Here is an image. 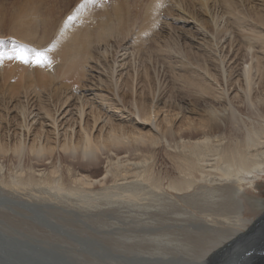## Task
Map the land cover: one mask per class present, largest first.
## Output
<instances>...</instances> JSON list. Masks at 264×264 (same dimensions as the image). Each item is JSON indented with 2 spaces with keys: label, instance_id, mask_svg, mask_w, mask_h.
<instances>
[{
  "label": "bare ground",
  "instance_id": "6f19581e",
  "mask_svg": "<svg viewBox=\"0 0 264 264\" xmlns=\"http://www.w3.org/2000/svg\"><path fill=\"white\" fill-rule=\"evenodd\" d=\"M74 1L78 4L85 3V0H67L68 3L61 0L58 7L53 4V9L49 11L47 1L48 4L44 6L47 12L45 16H42V11H37V0L34 4L27 1L23 5L21 3V7L13 6L10 15L13 23L10 27V38L16 37L19 40L18 49L51 48L48 52L51 65L56 63L50 70L51 73L45 74L48 68L51 69V65H35L31 68V64L26 65L7 58L0 62V78L5 80L13 76L16 82L18 78L19 83L6 85L2 91L3 96L0 94V102L5 104L1 110L6 108V112H9L8 115L5 112L0 114V122L6 121V126L0 125V178H7L3 169L7 165L4 162H9L8 165L17 168L6 179L12 188L16 187V190L26 191L36 197H45L52 189L67 192V213L80 209L77 215L78 225L73 219L68 222L65 229L67 241L59 246L62 247L69 264H264V197L260 190L259 193L254 191L264 178V126H256L254 122L246 121L239 104L236 105L230 98V95L234 98L242 96V102L253 106L252 95L262 85L264 76L260 59L264 55L259 56V52L255 50L258 49L255 45L257 39L264 42L262 8L255 13L251 10L256 15V18L254 15L252 17L255 24L250 27L251 30L241 27H244L243 30L248 28L246 32H242V36L247 34L248 40L247 48H243V56L241 54L243 67L241 66L234 80L230 76L224 81L221 69L213 70L210 67V57L208 60L205 57L202 59V54L200 58L203 62L200 63L190 51L177 48L180 52H174L172 34L164 28L160 31L162 20L159 15L167 4L166 0H148L145 11L143 10L141 26L133 34L130 32L128 20L134 16L138 18V15L136 11L133 10L134 14L130 11L128 0L112 3L111 9L116 19L112 21L115 24L109 22L112 15L108 13L111 9L107 10L108 13L103 12L105 15L98 14L99 12L92 11L89 3L91 0L84 7L90 20L77 18V21L69 23L67 17L78 15L77 7L71 13H65L64 19L60 14L66 11L65 6L74 4ZM224 3L229 5L230 14L239 17L247 15L240 14L241 10L230 4V1L224 0ZM107 5L104 4L103 7L106 8ZM239 17L237 19H242L243 24H248L246 17ZM258 23L259 26L256 25ZM154 31H160L164 38V43L159 44L158 56L171 64V70L174 72V68L178 66H188L187 74L179 70L172 73L188 95L200 101L211 99L228 102L221 107L211 106L207 109L208 117L201 115L199 119H194L187 117L181 110L182 107L173 110L172 104L162 108L158 106L160 102L148 103L135 99L131 114L106 106L107 96L103 97L102 94V100H98L97 94L90 96L86 90L80 93L73 89L70 93L66 91L68 84L74 86L77 80L81 83L80 80L85 74L88 75L85 70L88 58H92L88 72L99 68L94 62L97 65L102 64L103 68L109 63L107 68L113 72V64L106 55L110 53L107 48L109 44L105 43L106 37L119 33L122 35L121 40L127 37L130 41L131 38L128 46L132 42L146 46ZM3 32L0 27V52L11 53L15 49L2 42ZM194 40L195 50L199 47L202 49L204 41L202 43L195 37ZM103 42L105 47L101 45ZM232 45L235 44H231V50L235 48ZM221 47L224 50L225 46ZM209 48L208 46L206 49ZM240 49L238 47L236 50ZM171 50L179 55V65L173 61L172 55L169 56ZM210 50L212 51L211 48ZM209 54L214 53L212 51ZM209 54H206V58ZM225 57L222 58V63ZM217 58L219 60L220 57ZM115 60L112 62L115 63ZM103 68L100 70H104ZM56 71L58 81L60 78L62 83L58 86L55 85L57 79H51ZM131 75L132 79L129 73L128 79L119 80L130 91L139 87L145 94L153 95V98L156 94L163 96L162 82L155 78L148 66L142 70L136 68ZM95 76L92 73L86 80H94L91 82L94 85V82L97 83ZM225 82L229 87L241 86L243 95L238 90L225 92ZM48 85L49 88L46 87ZM20 91L23 100H19ZM17 96L18 102L14 104L12 100ZM260 117L264 119V114L259 115ZM134 118L137 121L132 125L134 128L138 126L137 129H127L129 125L125 122H131ZM16 120L17 128H13ZM224 129L232 133L226 136L221 133ZM161 149L165 150L163 152L177 174H170L167 169L156 170L157 150ZM122 150L133 151L138 155L141 153V156L136 155L134 159L126 158L123 161L119 156ZM102 151L106 153L107 163L102 178L72 177L69 164L70 178L64 176L65 168L61 166L65 163L84 158L99 162ZM113 155L116 156L115 159ZM88 164L91 165V162ZM109 175L112 177L111 181L106 182ZM97 183L101 189L96 191L94 187L97 186L94 185ZM72 223L77 226L71 225Z\"/></svg>",
  "mask_w": 264,
  "mask_h": 264
},
{
  "label": "rangeland",
  "instance_id": "374dc122",
  "mask_svg": "<svg viewBox=\"0 0 264 264\" xmlns=\"http://www.w3.org/2000/svg\"><path fill=\"white\" fill-rule=\"evenodd\" d=\"M24 1H26V2H24ZM27 1L29 3L31 1L30 4H34L36 0H20V1L19 0H0V27L2 30H4V32H3L4 36L3 37L1 36V38L3 39L2 42L5 45H10V47H13V49H15V50H18V48H19V46H18L19 40L16 37L10 38V35L12 34L10 32V27L13 25V23H11V21H10V15H11V12L13 11L12 9L14 7H21L23 4L28 3ZM37 1H38V3L36 2L38 4L37 5V11H40V12L42 11L43 12L42 16L47 15V12L44 9V6H46L48 3H49L48 10L50 11L51 9H53V4H55V6L58 7L60 5V2H61V0H37ZM47 1H48V3H47ZM65 1H66V3H68L67 0H65ZM102 1L103 0H91V2H89V3L92 5V7H91L92 11H95L96 13L99 12L98 14L105 15L103 12L108 13L107 10L111 9L112 8L111 6L115 2H119L120 0H114V1H109V2H102ZM128 1L130 4V6H129L130 11L134 14V12H133V10H134V11H136V13L138 15V18H137V16H134L133 19L128 20V24L131 27L130 32H132V34H133L141 26V22L143 21V14L145 11L144 8H145L148 0H128ZM228 1L231 2L230 4H234V6L237 7L239 11L241 10L239 12L240 14H242V15L247 14V15H245L243 17L240 15L241 17H239L236 15L234 16V14H230L229 10H231V9L230 8L228 9V7H229L228 4L224 5L225 4L224 0L223 1L222 0H187V3H185V0H176V2H175V0H166L167 4L163 7L164 10H162L163 12L161 11L160 15H159V18L162 20L160 23V27L162 29L160 31H162L164 28L167 32L172 34L173 44H175L173 46V48L175 49V50L173 49L174 52L178 51L177 48H179V49L181 48L184 51L185 50L190 51V53L194 54L193 56L197 57V58H195L196 61L199 60L200 63L203 62L201 60L202 56H203L202 59H204V57H205L206 60H208V58L210 57L211 58L210 67L213 70H214V68L221 69L224 81L227 78H230V76L232 79L233 78L235 79L236 75H238L237 73H239L241 66L243 65L242 56H243V53L245 50L243 48H245V47L247 48V45H248V40L246 37L247 34L243 33L246 37V39H245L244 35L242 36V32H246V30L248 28H250L251 26L253 27V25L255 24V22L252 18L253 15H254V17L256 16L254 14L255 12H258V11L260 12L261 8H262L261 9L262 13L264 12V9H263L264 8V3H263L264 0H248V1L247 0H228ZM18 2H20V3H18ZM21 3H22V5H21ZM73 3L74 4L69 3L70 6L69 5L65 6L66 11L64 13L60 14L61 18L64 19V17L68 13H71V11H73V9L75 7H77L76 13L78 15H76L75 21H77L78 19L89 21L90 18H89L87 11H85V8L84 9L82 8V10H81L80 7L78 8V6H80L81 4L76 3V1H74ZM75 3L78 4V6ZM104 4H108L107 5L108 8L107 7L104 8L103 7ZM225 9H227V10L225 11ZM80 10H81V12H80ZM109 11H110V13H108V14L112 15V17H110L109 22H113V24H115L116 23L114 21V20H116L114 17L115 13L113 12V9H111ZM225 12L226 13L229 12V14L228 13L224 14ZM65 13H66V15H65ZM84 14L87 16L85 17ZM89 14H90V12H89ZM222 14H224V15H222ZM237 15H239V14L237 13ZM215 16H216V18H215ZM238 17L243 18V19L246 17L245 20L247 22L244 21V23L246 22L248 24L247 25L243 24L242 19L238 20L237 19ZM112 19H114V20L112 21ZM216 21H218V22H216ZM231 25H234V26H231ZM256 25L259 26V23ZM144 26H145V23H144ZM242 26L248 27V28L246 30H243L244 27L241 28ZM238 27H240V28H238ZM223 28H225L224 31H223ZM251 29L252 28H250L249 30H251ZM92 30H93V27H92ZM217 30H218V32H217ZM160 31H154L155 33L153 32L151 35L152 39L147 41L148 43H146V46L141 45L143 48H140L141 46H139L140 45L139 42L137 43V45H136V43L132 42V44H130V46H128L129 42L132 41L131 38H130V41H129V38H127V37L124 38V40H121L122 35H120L119 33L112 34V36L109 35L108 37L105 38L106 39L105 43L109 44L107 46V48L110 51V53H109L110 56L107 53H106V55L108 57H110L108 59H110L109 60L110 63L113 64V72L112 71L110 72L109 68H107L109 63L107 64L106 67L103 68L102 64L98 63V65H97V63L94 62V64L96 66H98L99 68L98 69L95 68L96 71H93V72L91 71L92 73H94V75L97 76V77L95 76L97 83L95 84V82H94V85H93V83H91V82H93L94 80H92V81L86 80V78H88L89 75L92 74L91 72H88L90 69L92 58H88V60H90V61L86 60L87 62H85V70H87L88 75L85 74V76L82 78V80H80L81 83H79V81L77 80L76 81L77 83L75 82L76 84L74 83L75 84L74 86H72L71 84H68L66 87V89H67L66 91H69V93H70L73 89V91L75 90L74 92L80 93L81 91L84 92L86 90V93L90 94V96H94L97 94L98 100H102V96L103 97L107 96L106 106L109 105L114 109L118 108V110H123L124 112H128L131 114L133 113L132 111H134L133 104H135L136 101H141V100L146 101L148 103L149 102H153V103H159L160 102L158 106L162 107V108L165 105L167 107V106H170L172 104V105H174L173 110H178L179 107H182L181 110L184 111L186 116L189 118H194V119H199L198 117L201 115L208 117L207 109H210L211 106L221 107L222 105H225L228 102L227 100H224V101H214L213 100L212 101L211 99H208V100L204 99V101L203 100L200 101V99H196V98L194 99L193 96L188 95V93L185 91V89L182 88L181 83L178 80H176V78H174V75L172 74L176 71L178 72V70H179V72L181 71L182 73L184 72V74H187L188 72L186 71V69H189L188 66H178V67L174 68L175 70L173 72V70H171V69H173V68H171L172 67L171 64L168 61H164L161 56H158V54L160 52V50L158 49L159 44H160V42L164 43V38H162L161 34L159 33ZM250 32L251 31H249V33ZM204 34H206V36ZM194 37L198 41H200V42L202 41V43L204 41V43H203L204 45H202L203 47L201 46L202 49H199L200 48L199 47L198 49L196 48V50H195V46H196L195 41L196 40H194ZM208 38H209V41H207ZM230 38L233 39L234 41L233 40L231 41ZM228 40H229V42H228ZM242 42H243V44H242ZM105 43L103 42L101 45H103V47H105V45H106ZM190 43L192 44V46ZM206 43H209V44H206ZM257 43H258V46H257ZM231 44H235V46L232 45V47L233 46L235 47L234 48L235 50L233 48H232V50L230 49ZM222 45L225 46L224 50H221ZM255 45L258 48V49H255L259 52L258 55L259 56L264 55V46H263L264 42L262 40L257 39ZM137 46H138V48H135ZM208 46L212 49L214 54H209V52L212 53V51L210 50V48H209V50H207ZM238 47L239 48L241 47L240 50H242L243 52H241L240 50H236ZM145 49H147V50H145ZM173 50H171L169 52V56L172 55L173 61H175V63L179 65L180 57H179V55H176L174 52L172 53ZM229 51H230V53H229ZM237 51H239L241 53H238ZM133 52L136 54H133ZM155 52H156V54H155ZM178 52H180V51H178ZM215 52H216L217 56L215 55ZM111 54H113V55H111ZM124 54H126V55H124ZM154 54H155V56H154ZM202 54H204V55H202ZM206 54L207 55L209 54V56L207 58H206V56H207ZM241 54H242V56H241ZM112 56H114V59H116L115 63L112 62V61H114V59H112ZM200 56H201V58H200ZM217 57H220L219 58L220 61L218 60ZM223 57H225L224 63H222ZM232 57H233V59H232ZM212 59H214V61H217V62L212 61ZM230 59H231V62H230ZM263 59H264V57H263ZM263 59L261 58L260 60L262 62V66H263L262 72H263V76H264V60ZM117 60H118V62H117ZM193 61L195 62V60H193ZM117 63H118V65H117ZM54 64L51 65L52 66V67H50L51 69L48 68V71L46 70L47 72H45V71H43V72H45V74L51 73L50 70L53 69ZM215 64H216V66H215ZM219 65H221V66L219 67ZM239 65H240V67H239ZM145 66H148L150 69V72L155 76V78H157V79L159 78L160 81L162 82V85H163L162 88L164 90L163 96L159 97L158 94H156L155 98H153V95L145 94L143 92V90L140 89L139 87H138V89H136V87H135V89H133L134 91L133 90L130 91V89L129 88L127 89V86H125L124 83H122V81H119V80H123L125 78L128 79L129 73H130V77L132 79L131 73H133V70H134V72H135L136 68L139 70H142L143 68L145 69ZM34 67H35V65L31 64V68H34ZM164 67H166V68L164 69ZM101 68H103L104 70H100ZM222 68H224V69L222 70ZM124 69H126V70H124ZM114 72H116V73H114ZM54 73H53L54 75H52L51 79L52 78L55 80L57 79L55 82V85L58 86L61 83V81H60L61 79L59 78V81H58L57 71ZM111 78L113 81L111 80ZM5 80H6V82H5ZM5 80L0 78V83H1L0 89L2 88L0 90V94L6 88L5 87L6 85L10 86V85H15V83H18V78H17V82H16V78L13 76H11V77H9V79H5ZM107 81H108V83H107ZM20 82H22V81L20 80ZM52 84H53L52 85V87H53L54 82ZM223 84L225 85V88H226L225 92L229 93V92H232V90H233V92H234V90H238L240 92V95H243V93H244L243 88L239 85L236 87H229V85L226 82ZM18 85H19V83H18ZM50 85H48L46 87L49 88ZM80 85H81V87H80ZM110 86H113V87H110ZM46 87H44V88L47 89ZM72 87H75V88H72ZM230 88H233V89H230ZM45 89H43V91H46ZM6 91H8V90H6ZM135 92H137V93H135ZM146 93H147V91H146ZM100 94H102V96H100ZM1 95L3 96V93ZM1 95H0V98L2 97ZM18 95H20V97L19 96L14 97L13 98L14 100H12V101H14V104L16 102H18L17 100L19 98H20L19 100H23V97H21L22 96L21 91ZM45 95H47V94H45ZM120 97H121V99H120ZM230 98L232 100H234L236 105L239 104L238 106H239L240 112L242 113V116L246 121L254 122V124L256 126H260V125L264 126V119H262L261 117L259 118V115L263 116V114H264V103H263L264 102V100H263V98H264V78L262 80V85H260V87L257 88L255 90L254 94L252 95V98H253L252 101L254 100L253 106L247 105L246 102L245 103L242 102V100H243L242 98H244L242 96L238 97V98H234L233 95H230ZM9 99H11V98H9ZM135 99H136V101H134ZM260 100H261V102H259ZM1 102H3V101H1ZM1 102H0V114L5 112L8 115L9 112L8 111L6 112V110H7L6 108L1 110V108H3L5 105V104L4 105L1 104ZM114 103H115V105H114ZM117 106H119V107H117ZM176 107H177V109H176ZM251 112L253 113L254 116H252ZM12 115H15V114H12ZM133 116H134V114H133ZM135 118L138 119L137 117H135ZM136 119L131 121V122L130 121L125 122V123H128L126 125H129L128 127L126 126L127 129H130V128L134 129V130L137 129L138 126H135L136 128H134L133 127L134 125H132V124H134V121H137ZM183 121H185V119H183ZM1 122H0V125L6 126V121H1ZM14 123L15 124L13 125V128H17V123H18L17 120ZM214 123L215 122H213V124ZM212 129L214 131L215 127L213 126ZM221 133H225L226 136H229L230 133H232V132L228 131L227 129H224V131H222ZM122 151L120 152L119 156H121L123 161L126 160V158L127 159H134V157L136 158L137 156L138 157L141 156V153L138 155V154L133 153V151H130V152L123 151L124 153ZM157 151H158L157 152L158 153L157 154V161H156L157 165L155 166L156 170L162 171L164 169H167V171L170 174H177L176 171L174 172V167L171 165V163L169 162V159H167L165 153L163 152L165 150L161 149V150H157ZM102 154H100L101 158H100L99 162L96 160H93V159H87L86 160V158H84V159H79L78 161L75 160L72 163H65L63 166H61V167H63V169L65 168L64 169V173H65L64 176H67L68 178H70V173L68 171V168L70 165L71 172L73 175L72 177H76V176H84L85 177L86 176L87 179L102 178L104 173H105L104 170H105L106 165H107V163L105 162L106 161L105 160L106 159V153H103V151H102ZM131 155L133 157H131ZM114 156L115 155H113V158H114ZM89 160H90L92 166L90 164H88V163H90ZM91 160H93V161H91ZM5 163L7 165H5L6 168L4 167L3 173H5L4 176H6L7 178H3V180L0 178V264H69V262H67V259L64 257L65 256V254H63L64 252H62V250H61L62 247H59V246L65 244V242L67 241V237H66L67 235H66L65 229L68 227L67 226L68 222H71V220L73 219L72 221L74 223H76V221H77L76 224L78 225L79 219H78L77 215H78V212L80 209L75 210L76 212L74 210H72L71 211L72 213H67L66 208H67V203H68L67 202V195L68 194L65 191L58 192V191H55L54 189H52V190H50L51 193L48 195H45V197H36L35 195H33V196L30 195L31 193L27 194L26 191L24 192L22 190H16L17 189L16 187L12 188V185H10V184L8 185L6 181L9 179L10 172L15 171L17 168L13 165L12 166L8 165L9 162H4V164ZM86 163L88 166L90 165L88 168H87ZM94 163H96L95 165L97 167L94 165ZM164 164H166V165H164ZM63 169L61 168L62 173H63ZM96 170L98 172H96ZM94 171H95V173H94ZM91 176H93V178ZM67 177H66V179H68ZM111 178L112 177H110V175H109L106 179V182H108V181L110 182ZM4 180H5V182H4ZM260 181L261 182H260L259 187L256 188V190H254V191L256 193H259V190H260V194L264 197V178ZM97 184L94 185L97 187L99 186L98 188L94 187V189L96 191H97V189L98 190L101 189L100 188L101 186L99 185V183H97ZM81 191H83V190H81ZM53 193H56V195H54ZM73 200L75 201L76 199L74 198ZM71 225H73V223ZM77 225L74 224L73 226H77ZM61 242H63V243H61ZM18 244L19 245L21 244L20 247L22 249H24L23 251H21V249L18 247ZM56 245H57V247H56ZM55 249H56V251H55ZM33 250H35V251L33 252ZM42 252L43 253L45 252V254L47 253L48 255L42 254ZM35 256L39 260H42V261L35 259L36 258ZM28 260H29V262H28Z\"/></svg>",
  "mask_w": 264,
  "mask_h": 264
},
{
  "label": "snow or ice",
  "instance_id": "6c2138e0",
  "mask_svg": "<svg viewBox=\"0 0 264 264\" xmlns=\"http://www.w3.org/2000/svg\"><path fill=\"white\" fill-rule=\"evenodd\" d=\"M88 0H85L84 4L80 5V8H84L87 4ZM76 19V16L69 15L67 20L69 23L73 22ZM54 47V45H53ZM51 48H45L43 50H35V49H25L20 48L18 50H13L11 53L9 52H0V62L3 59L7 58L9 60L15 59L23 64H32L38 66H50L52 61L48 56V52H50Z\"/></svg>",
  "mask_w": 264,
  "mask_h": 264
},
{
  "label": "water",
  "instance_id": "95a60500",
  "mask_svg": "<svg viewBox=\"0 0 264 264\" xmlns=\"http://www.w3.org/2000/svg\"><path fill=\"white\" fill-rule=\"evenodd\" d=\"M21 245V244H20ZM20 245L18 244V247L20 248ZM26 247V246H25ZM21 249V251H23L24 249H22V248H20Z\"/></svg>",
  "mask_w": 264,
  "mask_h": 264
}]
</instances>
